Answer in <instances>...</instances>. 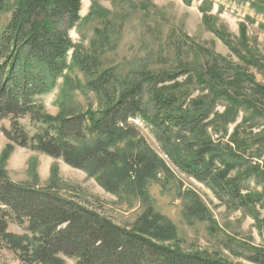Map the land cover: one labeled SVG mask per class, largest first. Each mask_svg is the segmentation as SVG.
Listing matches in <instances>:
<instances>
[{
	"label": "trees",
	"instance_id": "trees-1",
	"mask_svg": "<svg viewBox=\"0 0 264 264\" xmlns=\"http://www.w3.org/2000/svg\"><path fill=\"white\" fill-rule=\"evenodd\" d=\"M7 2L0 0V16ZM81 10V0L16 1L0 33V121L11 122L9 129L1 128L8 141L62 159L95 177L108 191L143 197L145 179L165 167L140 142L129 140L125 147L120 145L134 131L129 122L141 120L183 174L206 186L220 202L248 209L256 187L253 176L245 172L250 163L244 156L219 149L207 135L209 121L216 133L227 134L246 101L242 89L236 87L237 77L232 84L223 81L217 59H211L209 72L198 70L195 77L190 69L145 75L117 98L106 99L99 112L40 118L42 98L56 90L60 80L67 82L71 61L89 77L83 93L106 98L119 81L117 71L104 67L100 56L78 50L73 42L71 32L83 21ZM204 20L208 24L210 19L204 16ZM182 75L189 82L195 80L199 90H208V94L188 101L192 92L181 98L167 91L165 85ZM220 103L226 108L223 115L215 113ZM28 114L38 122L34 135L20 122ZM238 134L239 128L229 140L237 141ZM5 178L0 169V241L20 264H65L66 258L77 264H225L166 246L141 232L147 227L140 232L131 230L87 204L60 196L51 187L19 186ZM258 181L264 182L263 177ZM11 221L22 226L25 234L10 233ZM164 225L154 223V228H148L170 233ZM249 261L264 264V253H256Z\"/></svg>",
	"mask_w": 264,
	"mask_h": 264
},
{
	"label": "rangeland",
	"instance_id": "rangeland-1",
	"mask_svg": "<svg viewBox=\"0 0 264 264\" xmlns=\"http://www.w3.org/2000/svg\"><path fill=\"white\" fill-rule=\"evenodd\" d=\"M16 1L8 0L0 16V33ZM261 1L264 2L193 0L188 5L183 0H81L83 21L71 32V38L78 50L98 55L104 67L114 68L119 81L106 98L83 93L81 89L89 77L71 61L67 82L60 80L58 88L43 97L39 105L42 106L40 118L92 114L104 107L106 99L117 98L145 75L190 69L195 77L198 70L209 72L211 59H217L223 81L230 83L237 77L236 87L242 89L240 94L246 101L236 121L229 124L227 134L216 133L209 121L207 135L219 149L244 156L250 163L245 172L253 176L256 187L248 209L220 202L206 186L183 174L151 128L141 120L129 122L134 131L120 145L125 147L129 140L140 142L166 169L145 179L148 181L143 197L133 192L108 191L95 177L62 159L12 145L1 131L10 128L9 120L0 121V169L5 180L19 186L51 187L60 196L87 204L131 230L140 232L147 227L149 230L141 232L185 253L200 254L225 264H252L251 256L264 253V182L258 181L260 176L264 179V5ZM93 5L97 6L96 13ZM204 16L209 17L208 24ZM165 86L181 98L192 92L188 101L208 94V90H199L195 80L189 82L186 75ZM225 112L224 105L218 104L215 113ZM20 122L31 135L35 134L38 122L31 115L22 117ZM237 128L238 140L231 142L229 138ZM154 223L159 227L165 224L170 233L148 228H154ZM8 231L19 236L25 234V229L13 221L9 222ZM0 264H20L1 241ZM65 264L77 263L66 258Z\"/></svg>",
	"mask_w": 264,
	"mask_h": 264
}]
</instances>
